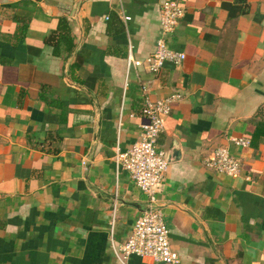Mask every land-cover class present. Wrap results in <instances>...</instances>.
I'll list each match as a JSON object with an SVG mask.
<instances>
[{"label":"crops","instance_id":"1","mask_svg":"<svg viewBox=\"0 0 264 264\" xmlns=\"http://www.w3.org/2000/svg\"><path fill=\"white\" fill-rule=\"evenodd\" d=\"M161 1L0 0V264H121L146 196L113 152L139 136L143 93L178 94L156 138L178 264H264V0H176L184 56L151 72L127 59L153 50ZM59 17L71 46L53 54ZM220 144L237 174L204 163Z\"/></svg>","mask_w":264,"mask_h":264},{"label":"built area","instance_id":"2","mask_svg":"<svg viewBox=\"0 0 264 264\" xmlns=\"http://www.w3.org/2000/svg\"><path fill=\"white\" fill-rule=\"evenodd\" d=\"M182 14L183 7L176 0H162L159 30L153 50L143 57H129L128 63L142 65L155 72L164 61L179 62L184 53L169 47L166 35ZM124 17L128 18L127 15ZM177 97V93H170L151 99L143 93L140 108L143 120L139 136L127 148L121 150L116 147L113 152L116 170L124 169L146 196L145 207L135 217L130 232L120 244L113 247L116 259L121 264H127L126 258L131 254L164 264L179 263L177 252L169 244L168 230L162 219V202L158 197L168 158L165 151L156 145L157 135L163 129L162 115ZM228 139L240 146L249 144V139L243 135H229ZM204 163L228 175L237 174L240 169V159L224 144L215 146L204 158Z\"/></svg>","mask_w":264,"mask_h":264},{"label":"trees","instance_id":"3","mask_svg":"<svg viewBox=\"0 0 264 264\" xmlns=\"http://www.w3.org/2000/svg\"><path fill=\"white\" fill-rule=\"evenodd\" d=\"M69 31V24L64 17H59L57 25L54 29L50 30L44 37V42L52 46V53L57 54L60 42H65V47H70L71 45L66 42L65 37ZM258 133V131H257ZM256 133V134H257ZM255 134V135H256Z\"/></svg>","mask_w":264,"mask_h":264}]
</instances>
